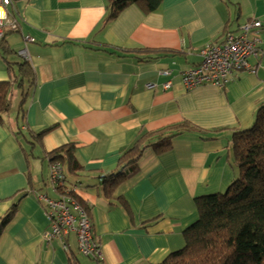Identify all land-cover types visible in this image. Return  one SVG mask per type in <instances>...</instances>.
<instances>
[{
	"label": "crops",
	"instance_id": "crops-1",
	"mask_svg": "<svg viewBox=\"0 0 264 264\" xmlns=\"http://www.w3.org/2000/svg\"><path fill=\"white\" fill-rule=\"evenodd\" d=\"M108 5L14 0L9 12L17 30L7 28L13 35L6 37L20 53L16 60H28L36 77L21 129L52 128L43 138L47 152L77 144L83 171L66 185L91 209L101 259L83 256L74 232L65 241L44 239L50 220L37 195L61 194L50 182L42 148L31 153L30 137L17 134L18 108L0 125V222L18 206L0 238V264H70L71 256L80 264H161L184 247V232L199 219L197 199L226 192L239 175L234 134L252 126L264 103V0H164L156 12L131 5L110 22ZM253 19L263 24L260 58L249 59L257 71L236 72L224 88L188 91L182 72L202 61L200 49ZM142 49L161 52L151 62L125 54ZM9 79L0 54V81ZM186 121L215 131L213 140L188 132L167 153L146 149L115 193L132 210L131 219L125 206L105 197L104 178L118 171L121 156L144 133Z\"/></svg>",
	"mask_w": 264,
	"mask_h": 264
},
{
	"label": "trees",
	"instance_id": "trees-1",
	"mask_svg": "<svg viewBox=\"0 0 264 264\" xmlns=\"http://www.w3.org/2000/svg\"><path fill=\"white\" fill-rule=\"evenodd\" d=\"M108 1V22L116 19L131 5H137L145 14H149L158 11L164 2V0ZM11 32L13 31L6 30L0 39V54L7 65L10 77L8 81H0V125L5 123L6 116L12 110L15 90L22 92L21 96L26 101L28 92L36 81L31 63L24 59L16 60L18 53L6 39ZM226 32L239 33V30ZM158 52H161L160 49H142L125 51V54H135L140 62H151L156 59L153 54ZM18 119L17 134L30 137L28 143L31 153L37 146L42 148V158L48 159L50 165L60 163L67 175L68 183L73 184L83 171L76 157L77 144L68 143L47 152L43 148V138L52 128L40 132L22 130L21 126L26 123L23 101ZM188 132L198 133L204 140H213L210 135L215 133L213 130L200 129L187 121L144 133L121 156L117 165L118 171L104 178L105 197L113 203L125 206L128 216L132 219V210L123 198L115 197L116 190L135 173L146 149L151 148L160 155L167 153L172 148L173 141ZM232 142L234 162L239 171L238 177L226 192L197 199L199 219L184 232V247L170 254L161 264H264V103L258 108L252 126L236 132ZM67 188L71 190L70 197L75 199L92 219L90 207L78 192L70 186ZM17 212L18 206L13 205L1 219L0 238ZM70 264L80 262L75 256H71Z\"/></svg>",
	"mask_w": 264,
	"mask_h": 264
},
{
	"label": "built area",
	"instance_id": "built-area-1",
	"mask_svg": "<svg viewBox=\"0 0 264 264\" xmlns=\"http://www.w3.org/2000/svg\"><path fill=\"white\" fill-rule=\"evenodd\" d=\"M13 3L14 0H0V39L7 28L17 30V24L9 12ZM262 29V22L253 19L242 24L239 33L229 32L221 41L211 42L202 47L200 49L202 61L182 72L185 88L190 91L208 84L224 88L236 72L255 73L257 68L250 64L249 59L260 58L258 45L261 43ZM21 54L26 57L25 51ZM164 74L171 75L172 72L165 71ZM170 86V82L164 84L165 89ZM148 87L153 89L156 85L151 83ZM50 182L61 195L58 199H52L47 194L37 195L50 220V230L44 233V239L48 242L65 241L66 236L74 232L80 253L85 257L101 259L100 245L94 239L92 221L87 211L70 197L71 190L66 185V173L58 162L50 165Z\"/></svg>",
	"mask_w": 264,
	"mask_h": 264
},
{
	"label": "rangeland",
	"instance_id": "rangeland-1",
	"mask_svg": "<svg viewBox=\"0 0 264 264\" xmlns=\"http://www.w3.org/2000/svg\"><path fill=\"white\" fill-rule=\"evenodd\" d=\"M234 10V9H233ZM11 35L13 34H8L7 37H10ZM19 56H20V53L18 52ZM22 92H18V90H15L14 94H13V100H12V116L16 115V111L18 112V108L20 110V105H21V102L23 101V105L25 107V99L22 98ZM25 102V103H24ZM20 104V105H19Z\"/></svg>",
	"mask_w": 264,
	"mask_h": 264
}]
</instances>
